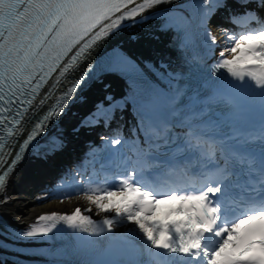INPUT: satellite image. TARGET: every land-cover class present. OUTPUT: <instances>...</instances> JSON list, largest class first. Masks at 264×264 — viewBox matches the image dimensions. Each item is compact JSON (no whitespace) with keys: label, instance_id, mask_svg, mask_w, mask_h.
I'll return each mask as SVG.
<instances>
[{"label":"snow or ice","instance_id":"obj_1","mask_svg":"<svg viewBox=\"0 0 264 264\" xmlns=\"http://www.w3.org/2000/svg\"><path fill=\"white\" fill-rule=\"evenodd\" d=\"M186 2L193 8H202L208 19L217 8L225 6L224 0H215V7H210L213 0H202L199 5L196 0ZM239 2L247 4L249 0ZM165 3L172 0H0V128L8 125L11 140L4 143L0 137V192L33 141L64 112L71 94L88 78L92 70L80 75L83 61L78 62L79 58H86L103 45L124 21L147 19L146 12ZM256 3L264 7V0ZM191 20L190 14L182 13L181 19L169 18L161 25L162 31L179 30L178 37H174V41L178 40L175 47L187 71H173L164 61L141 64L122 49H113L106 70L120 75L127 91L119 99L106 96L108 104H98L73 129L92 127L101 120L107 124L117 109L123 112L131 106L137 117L136 128L143 134L142 141L137 137L132 142L134 158H128L131 171L116 186L88 196L99 210L119 218L105 216L106 230L100 227L90 233L121 241L122 246L115 252L117 264H140V245L127 233L116 232L124 219L138 227L148 245L162 250L163 264H264V197L250 200L235 219H229L228 210L218 199L225 194V182L238 166H246L249 183L255 184L251 177L258 175L259 189L264 190V124L259 135L241 139L244 134L239 126L247 118L237 103L236 88L231 87L258 86H253L252 91L264 99V19L255 11L231 17L233 23L255 21L259 27L246 28L243 33L223 29L230 43L221 48L216 63L210 67L200 56L204 45L188 27ZM206 33L212 45L208 51L214 52L217 39L210 28ZM197 67L206 68V72L194 75ZM219 70H226L231 79L221 77ZM70 71L76 73L74 83L59 97H53V89L44 86L53 73L64 75ZM9 116L16 122L15 128ZM26 124L32 127L24 133L21 129ZM61 135L50 137L46 145L49 154L63 147ZM257 140L261 143L258 150L243 147ZM110 143L115 146L122 141L113 139ZM165 146L169 152L163 154L170 153L173 161L185 153L195 154L193 163L197 157L203 161L200 170L192 173L186 167L187 161L169 164L161 160L158 154ZM161 165L179 172L180 182L193 181L200 185L199 189L186 187L159 193L151 182L135 179ZM161 205L167 207L161 209ZM81 212L77 208L60 218L72 227L86 222L88 227L80 230L88 233L97 222ZM158 212L164 218L152 219ZM46 218L40 216L38 220ZM49 232L50 228L38 232L30 226L23 235L36 237ZM97 246H101L99 241ZM103 247L113 249L110 240Z\"/></svg>","mask_w":264,"mask_h":264},{"label":"bare ground","instance_id":"obj_2","mask_svg":"<svg viewBox=\"0 0 264 264\" xmlns=\"http://www.w3.org/2000/svg\"><path fill=\"white\" fill-rule=\"evenodd\" d=\"M147 25V28L139 27L138 30H133L132 32H138L141 36L136 41H127V35L125 33H120L116 39L123 40L125 48L134 54H140L145 58H158L167 57L168 60H172V52L169 46V34L154 30L149 28L151 24ZM129 34V33H128ZM114 41V40H113ZM175 59V57L173 58ZM42 170H37V173H42ZM29 173H35L34 166H29L22 168L15 172L10 181V187L13 192L10 194V200L8 205L5 207L6 215L12 222H26L30 220L31 217L35 216L39 211L44 208H54V209H64L65 206L73 205V212L80 208L82 210V215H88L93 213L94 216H99L106 213L99 210L94 203L89 199V195H78L73 198V200H63V199H51L48 197L43 201H38L34 197L40 196V192L32 184L26 180V175ZM46 173L38 174L39 178H46ZM78 204V205H76ZM80 205V206H79ZM109 213V212H108ZM159 212L156 216L151 217L152 219H158ZM122 228H127L133 225L124 219L122 224H119Z\"/></svg>","mask_w":264,"mask_h":264}]
</instances>
